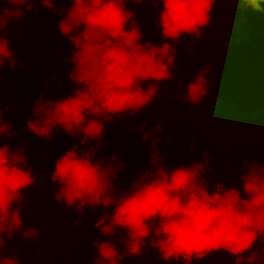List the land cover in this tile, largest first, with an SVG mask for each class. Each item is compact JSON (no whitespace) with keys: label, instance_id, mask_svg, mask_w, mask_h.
Here are the masks:
<instances>
[{"label":"trees","instance_id":"1","mask_svg":"<svg viewBox=\"0 0 264 264\" xmlns=\"http://www.w3.org/2000/svg\"><path fill=\"white\" fill-rule=\"evenodd\" d=\"M70 3L55 0L56 13L34 3L31 11L10 21L3 33L22 67L13 71L5 65L2 69L0 110L15 136H5L0 144L22 147L36 177V183L23 193L21 211L25 225L35 227L39 239L25 240L16 233L4 250L5 255H18L22 264H93L97 250L92 242L107 239L94 225L100 216L112 212L111 207L86 206L81 212L58 204L54 198L57 185L51 181L56 160L73 145L87 149L79 137L59 127L48 141L34 136L26 126L28 119H34L32 106L41 94L45 100L60 99L76 87L68 79L73 65L65 63L73 45L58 29L63 18L59 10ZM250 3L216 0L212 21L200 38L184 36L174 43L175 78L161 83L155 99L140 113L106 122L103 147L95 154L105 162L112 154L126 162L115 184L118 190H127L141 172L152 168L151 141H142L141 125L146 121L143 130L150 132L160 124L162 130L155 135L160 137L158 148L169 169L193 162L202 165L197 192L203 203L221 213L216 218L217 231L230 197L245 215L255 216L252 232L256 238L249 249H217L215 244L202 259L194 256L191 264H264V208L259 206L264 194V4L262 11L253 12ZM0 7L11 6L0 3ZM126 7L135 12L144 33L142 43H161L155 20L163 4L153 6L145 0L140 5L127 3ZM205 66L211 67L206 74L207 94L192 107L181 97L187 83ZM124 236L117 230L112 237L121 251L119 241ZM121 264L168 262L162 261L146 241L142 255L129 257L125 253Z\"/></svg>","mask_w":264,"mask_h":264},{"label":"clouds","instance_id":"2","mask_svg":"<svg viewBox=\"0 0 264 264\" xmlns=\"http://www.w3.org/2000/svg\"><path fill=\"white\" fill-rule=\"evenodd\" d=\"M57 12L55 0H0L11 7H0V79L5 65L13 71L21 68L16 52L3 35L9 22L19 20L34 3ZM145 0H71L61 8L63 16L58 29L73 45L65 60L71 64L68 79L76 85L70 95L45 100L41 94L34 102L26 121L27 130L48 141L57 127L73 137V145L55 163L51 181L57 185L56 202L83 211L102 207L112 212L100 216L94 227L103 240H94L96 255L93 264H121L129 257L143 254L145 242L157 250L162 261L191 264L195 256L203 258L206 250L217 243L219 231L215 224L217 209L203 203L197 192V178L202 165H178L169 169L158 148L162 130L157 124L144 131L142 141H151L152 168L141 172L127 190H118L115 181L126 166L115 154L96 158L103 147L105 123L140 113L155 99L159 85L175 78L174 43L182 37L202 35L212 21L216 0H148L153 6L163 4L158 21L161 43L143 42L144 33L127 3L140 5ZM264 0H251L253 12L262 11ZM210 66L200 68L186 85L181 97L196 107L207 94L206 74ZM12 138V125L5 122L0 110V141ZM90 141H96L93 145ZM95 160V162H93ZM36 183L22 147L0 144V264H22L18 255H5L8 241L16 233L25 240H37L40 233L26 226L22 216L23 193ZM119 192V194H117ZM221 226V225H220ZM117 230L125 233L117 247L112 237Z\"/></svg>","mask_w":264,"mask_h":264},{"label":"snow or ice","instance_id":"3","mask_svg":"<svg viewBox=\"0 0 264 264\" xmlns=\"http://www.w3.org/2000/svg\"><path fill=\"white\" fill-rule=\"evenodd\" d=\"M259 206L264 208V194L260 196ZM255 223V216L245 215L242 210L235 206L230 197L225 204L215 247L217 249L226 247L236 250L249 249L253 240L256 238L252 232ZM261 224L264 225V217L261 218Z\"/></svg>","mask_w":264,"mask_h":264}]
</instances>
